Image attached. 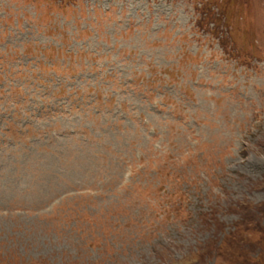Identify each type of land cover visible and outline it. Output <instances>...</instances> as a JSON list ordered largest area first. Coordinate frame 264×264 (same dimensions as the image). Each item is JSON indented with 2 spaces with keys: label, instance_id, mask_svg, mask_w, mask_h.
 Wrapping results in <instances>:
<instances>
[{
  "label": "rangeland",
  "instance_id": "1",
  "mask_svg": "<svg viewBox=\"0 0 264 264\" xmlns=\"http://www.w3.org/2000/svg\"><path fill=\"white\" fill-rule=\"evenodd\" d=\"M63 1L0 0V264H264V0Z\"/></svg>",
  "mask_w": 264,
  "mask_h": 264
},
{
  "label": "trees",
  "instance_id": "2",
  "mask_svg": "<svg viewBox=\"0 0 264 264\" xmlns=\"http://www.w3.org/2000/svg\"><path fill=\"white\" fill-rule=\"evenodd\" d=\"M67 0H64L62 3L66 2Z\"/></svg>",
  "mask_w": 264,
  "mask_h": 264
}]
</instances>
